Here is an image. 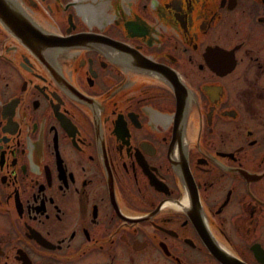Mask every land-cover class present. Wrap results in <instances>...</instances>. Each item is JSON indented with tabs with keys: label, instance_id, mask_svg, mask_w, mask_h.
<instances>
[{
	"label": "flooded vegetation",
	"instance_id": "1",
	"mask_svg": "<svg viewBox=\"0 0 264 264\" xmlns=\"http://www.w3.org/2000/svg\"><path fill=\"white\" fill-rule=\"evenodd\" d=\"M0 264H264V0H9Z\"/></svg>",
	"mask_w": 264,
	"mask_h": 264
},
{
	"label": "water",
	"instance_id": "2",
	"mask_svg": "<svg viewBox=\"0 0 264 264\" xmlns=\"http://www.w3.org/2000/svg\"><path fill=\"white\" fill-rule=\"evenodd\" d=\"M0 19L41 57L49 54L48 47L55 48L53 46L57 44V37L45 34L34 26L25 14L9 0H0Z\"/></svg>",
	"mask_w": 264,
	"mask_h": 264
}]
</instances>
